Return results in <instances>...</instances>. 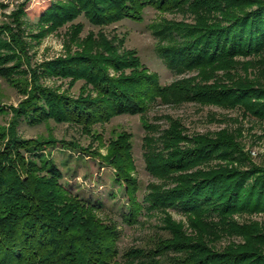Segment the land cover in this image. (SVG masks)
<instances>
[{"label": "trees", "instance_id": "1", "mask_svg": "<svg viewBox=\"0 0 264 264\" xmlns=\"http://www.w3.org/2000/svg\"><path fill=\"white\" fill-rule=\"evenodd\" d=\"M149 4L191 12L192 22L169 21L156 32L170 41L159 48L168 65L196 74L164 85L135 51L119 50L104 34L89 35L82 52L48 65L86 79L96 96L57 94L40 85L34 70L32 94L13 107V121L0 130V264H264V220L253 218L264 214V166L251 160L242 132L225 127L189 135L180 117L163 114L157 117L162 124L148 117L157 102H196L238 108L264 121V0H69L52 2L39 19L54 27L85 13L93 24L107 25L141 20ZM3 35L0 49L12 52L0 60H14L23 44L16 37L14 44L1 40ZM120 113L142 114L149 132L158 133L146 138V161L162 179L149 184L141 201L129 136L111 142L101 158L126 186L124 221L138 222L143 210L165 214L164 234L124 252L118 224L66 188L62 169L46 156L59 140L26 139L17 131L23 119L88 126ZM171 209L185 220L175 219Z\"/></svg>", "mask_w": 264, "mask_h": 264}, {"label": "rangeland", "instance_id": "2", "mask_svg": "<svg viewBox=\"0 0 264 264\" xmlns=\"http://www.w3.org/2000/svg\"><path fill=\"white\" fill-rule=\"evenodd\" d=\"M61 1L69 2L0 0V32H4L1 40H11L14 44L16 37L23 44V51L16 47L15 50H19L10 57L14 60H0V130L7 129L13 121V107H18L32 94L34 70L37 71L40 85L57 94L72 98L97 95L94 86L86 79L64 76L48 67L60 58L82 52L84 40L91 34L96 39L101 34L106 35L121 51H135L151 71L159 73L164 85L196 74V71L179 73L168 65L159 48L170 41L156 32L159 25L169 21L192 22L193 15L188 8L161 10L149 4L141 20L125 18L107 25L93 24L85 13L54 27L39 19L40 13L49 8L52 2ZM10 52L0 49V54ZM163 114L180 117L189 135L218 131L225 127L239 129L251 160L264 166V121L244 115L243 110L196 102L182 105L157 102L151 106L148 117L154 124H162L164 120L157 117ZM144 119L140 113H120L107 121L88 126L54 118L36 124L23 119L17 127L18 134L26 139L59 140L54 147H47L46 156L52 157L62 169L64 177L61 181L66 188L97 205L102 219L118 224L122 252L132 247L147 246L155 236L163 233L160 225L165 214L159 211L146 213L143 210L138 222L130 224L124 221V215L129 212L126 186L118 181L114 168L101 158V155L108 153L113 140L123 134L129 136L136 165L134 174L141 184L138 197L143 201L149 184L162 182L147 167L146 138L148 135L157 138L158 133L149 132ZM171 212L175 219L185 220V215L179 210L171 209ZM253 218L263 221L264 214H255Z\"/></svg>", "mask_w": 264, "mask_h": 264}]
</instances>
